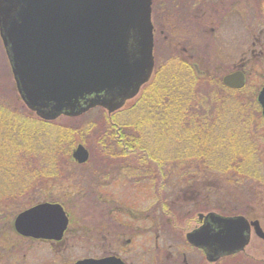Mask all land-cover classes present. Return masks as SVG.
Masks as SVG:
<instances>
[{"label": "trees", "instance_id": "obj_1", "mask_svg": "<svg viewBox=\"0 0 264 264\" xmlns=\"http://www.w3.org/2000/svg\"><path fill=\"white\" fill-rule=\"evenodd\" d=\"M256 56L264 61V56ZM172 63L176 67L154 66L149 81L130 105L105 116L106 134L116 136L110 142L117 149L113 150L144 154L151 164L164 165V170L170 167L166 173L163 168L162 173L156 171L154 179L162 183L163 190L174 186V179L191 212L211 208L250 219L264 218L252 206L227 205L235 200L244 205L264 201L260 193L264 188V145L257 137L264 117L256 99L262 84L250 90L246 82L234 89L224 85L214 71H200L189 59ZM56 120L40 119L27 108H9L0 101V244L6 231L21 237L13 227L19 211L39 201L56 202L47 191L50 185H63L75 175L70 168L75 164L71 150L84 129ZM145 125L153 136L149 145L143 140ZM154 143L175 144L176 152L160 163L152 151ZM245 186L250 187L247 192H237ZM161 205L165 213H171L165 202Z\"/></svg>", "mask_w": 264, "mask_h": 264}, {"label": "rangeland", "instance_id": "obj_2", "mask_svg": "<svg viewBox=\"0 0 264 264\" xmlns=\"http://www.w3.org/2000/svg\"><path fill=\"white\" fill-rule=\"evenodd\" d=\"M152 9L156 27L153 40L154 66L165 64L169 68L173 64L172 67H176L172 61L189 59L200 71L209 69L222 77L242 64L250 90L264 83V61L251 56L252 51L263 53L257 55V58L264 56V0H152ZM202 83L208 88L206 81ZM200 99L199 97L198 100ZM133 100L134 98L128 100L121 109L127 108ZM0 101L9 108H26L16 91L1 38ZM105 116L106 111L96 107L74 116V119L60 116L55 121L57 124H75L76 127L81 125L84 130H81L71 150L75 164L70 168L75 175L63 185L51 184L47 191L72 217V226L79 224L85 227L88 223L90 231L86 233L82 230V234H77L73 246L60 250L50 248L46 243H32L6 231L3 244H0V264H71L80 258H98L108 254L110 249H99L89 241L98 239L99 236L92 225L101 216L108 214H117L123 221H130L132 214H157L164 219L166 223L159 247L162 248V256L168 251L170 258L166 257L165 261L162 259L158 264H173L179 249L191 264H264V241L253 231L242 251L211 263L200 255L199 250L188 248L185 245L186 232L195 229L193 227L197 225L199 212L213 211L227 216L242 214H226L211 208L191 212L187 200L180 194V185L174 179V186L164 187V190L162 183L154 179L155 172L162 173L164 165L160 167L158 164H151L144 154L125 151L115 153L113 143H110L113 138L103 137L98 140L99 135L107 136L108 120ZM87 121L91 125H86ZM82 122L85 123L81 124ZM147 129L148 126L145 125L142 134L144 142L149 145V137L153 136H149ZM257 137L261 145H264V126L258 128ZM77 144H82L89 151V159L84 163H78L72 156ZM174 147L175 144L168 147L154 143L155 149L152 151L154 157H158V161L163 163L164 156L172 155ZM169 169L170 167H166L164 173ZM172 175L176 176L175 172ZM245 187L237 192H247L250 187ZM262 190L260 193L264 194V188ZM166 194H169L167 198ZM164 202L171 211L170 214L165 213V206L161 205ZM220 203L225 204V201ZM227 205L242 209L252 206L255 211L264 213V201L261 200H253V205H244L236 200ZM256 219L264 229V218ZM140 242L143 243L142 251L154 250L152 234L143 236ZM149 259L150 256L143 264H152Z\"/></svg>", "mask_w": 264, "mask_h": 264}, {"label": "water", "instance_id": "obj_3", "mask_svg": "<svg viewBox=\"0 0 264 264\" xmlns=\"http://www.w3.org/2000/svg\"><path fill=\"white\" fill-rule=\"evenodd\" d=\"M152 0H0V38L17 93L43 120L77 116L101 106L111 113L132 99L152 73ZM242 70L222 77L230 88L245 84ZM264 117V85L257 93ZM78 163L88 151L77 144ZM201 225L186 240L208 261L241 251L251 231L264 240L257 219L198 213ZM68 218L61 204L42 201L18 212L21 236L59 240ZM73 264H124L116 256L82 258Z\"/></svg>", "mask_w": 264, "mask_h": 264}, {"label": "flooded vegetation", "instance_id": "obj_4", "mask_svg": "<svg viewBox=\"0 0 264 264\" xmlns=\"http://www.w3.org/2000/svg\"><path fill=\"white\" fill-rule=\"evenodd\" d=\"M152 12H153V9H152V2H151V22H152V27H153L152 31H153V40H154V33L156 30V27H155V22L152 18V15H153ZM260 33L261 31H259V34ZM253 44L255 43L253 42ZM260 54H263V53H255L254 51L251 52V56L260 55ZM234 70H242L246 76V73L244 71V67L242 66V64H240L239 67ZM101 109L105 111L103 108ZM89 110L85 112H88ZM106 115H111V114H108V112H106ZM112 123H113V120H112ZM87 124L91 125V122L87 121ZM106 135L107 136L99 135L98 140L102 139L103 137H106V138L116 137L115 135L113 136L110 134H106ZM89 155L90 154L88 151V159H89ZM130 217H131L130 221L128 220L123 221V219H119L117 214L115 215L108 214L106 216H101L99 219L96 220L97 223L95 225H92V228L95 230V232L99 233V236H98V239H95V240L89 239V241L92 244H94L95 247L99 249H105V250L110 249L111 250L108 254H104L103 256H98V257L116 256V257H119L124 262V264H134L135 262L143 264L146 261L148 256H150L149 260L152 261V264L153 263L158 264L159 263L158 261L162 259H164L165 261L166 257L170 258V256L168 257V251L164 256H162V248L159 247L160 237L162 238L164 234L163 228L166 223L164 219H161V217L157 214H145V215L132 214V216ZM67 218H68L67 227L64 230L62 237L59 240L34 239L30 237H25V239H27L28 241H31L32 243L34 242L46 243L50 248H54L56 250L65 249V248L68 249L71 246H73L77 234H82V230L88 233V231H90L89 227L91 226H89L88 223H86L85 227L84 225L81 226L79 224L72 226V219H71L72 217L67 214ZM197 221H198L197 225L198 226L201 225L202 221L198 219V216H197ZM169 223L170 221L168 220V225H170ZM197 225L196 227H198ZM196 227H193V228H196ZM148 234L153 235L154 250H149L145 252V251H142L143 243H141L140 240L143 239V236L148 235ZM185 245L190 249L199 250L200 255H203L208 263L214 262V261L207 260L205 253L201 248L191 245L187 240H186ZM176 253H177V256L175 255L174 257L175 261L173 262V264H191L190 262L187 261V257L185 253L181 251V249L177 250ZM234 254L235 253L229 254V255H234ZM226 256L228 255L219 257L218 260ZM154 259H157V261L154 262L153 261Z\"/></svg>", "mask_w": 264, "mask_h": 264}]
</instances>
